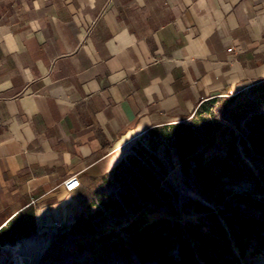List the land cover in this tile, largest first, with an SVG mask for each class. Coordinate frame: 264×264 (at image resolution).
Segmentation results:
<instances>
[{
    "label": "crops",
    "instance_id": "1",
    "mask_svg": "<svg viewBox=\"0 0 264 264\" xmlns=\"http://www.w3.org/2000/svg\"><path fill=\"white\" fill-rule=\"evenodd\" d=\"M261 80L264 0H0V226L57 213L68 175Z\"/></svg>",
    "mask_w": 264,
    "mask_h": 264
},
{
    "label": "rangeland",
    "instance_id": "2",
    "mask_svg": "<svg viewBox=\"0 0 264 264\" xmlns=\"http://www.w3.org/2000/svg\"><path fill=\"white\" fill-rule=\"evenodd\" d=\"M200 103L183 120L194 119L196 126L208 123L212 131L209 142L189 155L186 172L175 154L170 129L164 127V123L152 126L117 149L116 162L101 175L89 178L73 192L65 191L64 205L57 213L49 206L36 204L10 218L0 235V264H155L152 260L138 261L134 256L127 262L105 256L104 235L110 230L120 232L121 225L132 217L140 221L159 216L181 222L198 221L203 215L189 207L182 208L185 199L213 203L199 193V186L192 178L194 161L222 156L232 142L239 154H243L237 138L244 135L251 115L264 114V80L231 89L230 93L211 95ZM245 159L254 174L262 173L258 180L262 187L260 195L264 196V158L263 161ZM146 171L156 183V188L146 184L155 199L141 200L135 193L133 181L139 178L145 183ZM224 186L259 195L248 178ZM126 191L132 192L135 198L129 207L116 212L111 207L112 201ZM162 191L167 193L165 198L161 197ZM233 251L238 255L235 247ZM237 264H264V246L256 247L254 239L249 240L243 253L238 255Z\"/></svg>",
    "mask_w": 264,
    "mask_h": 264
},
{
    "label": "trees",
    "instance_id": "3",
    "mask_svg": "<svg viewBox=\"0 0 264 264\" xmlns=\"http://www.w3.org/2000/svg\"><path fill=\"white\" fill-rule=\"evenodd\" d=\"M185 117L164 123V127L170 129L172 145L183 172L189 166V155L209 142L212 131L208 123L196 126L194 119L184 121ZM237 144L242 155L232 142L222 156L214 155L204 162L195 159L192 178L199 186V193L213 203L185 199L182 208L189 207L203 215L198 221L181 222L166 216L149 221L128 218L120 232L110 230L104 235V255L123 262L134 256L138 261L152 260L155 264H237L238 255L243 253L249 240L254 239L256 247L264 246V196L260 195L262 187L258 180L262 173L254 174L245 159L263 161L264 114L251 115ZM242 178L250 179L259 195L224 186ZM136 180L133 184L139 199H155L149 188H156L152 174L146 171L145 183L139 178ZM125 189L129 190L127 185ZM160 194L162 198L167 196L165 191ZM134 198L132 192H121L111 207L121 212ZM3 233L4 225L0 226V235Z\"/></svg>",
    "mask_w": 264,
    "mask_h": 264
},
{
    "label": "built area",
    "instance_id": "4",
    "mask_svg": "<svg viewBox=\"0 0 264 264\" xmlns=\"http://www.w3.org/2000/svg\"><path fill=\"white\" fill-rule=\"evenodd\" d=\"M231 92V89L228 90ZM80 186L79 178L76 174H70L65 179L62 180V187L64 191L71 192Z\"/></svg>",
    "mask_w": 264,
    "mask_h": 264
}]
</instances>
